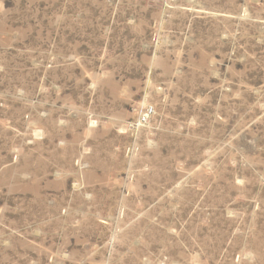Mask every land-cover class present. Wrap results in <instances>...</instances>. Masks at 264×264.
<instances>
[{
  "label": "rangeland",
  "instance_id": "1",
  "mask_svg": "<svg viewBox=\"0 0 264 264\" xmlns=\"http://www.w3.org/2000/svg\"><path fill=\"white\" fill-rule=\"evenodd\" d=\"M0 264H264V0H0Z\"/></svg>",
  "mask_w": 264,
  "mask_h": 264
}]
</instances>
